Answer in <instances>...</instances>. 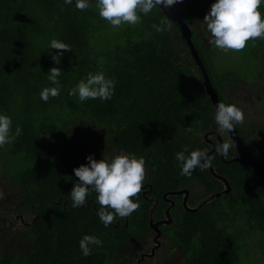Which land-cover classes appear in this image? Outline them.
I'll list each match as a JSON object with an SVG mask.
<instances>
[{
    "label": "trees",
    "instance_id": "1",
    "mask_svg": "<svg viewBox=\"0 0 264 264\" xmlns=\"http://www.w3.org/2000/svg\"><path fill=\"white\" fill-rule=\"evenodd\" d=\"M175 6L190 27L192 42L225 103L231 94L225 85L236 88L237 76L232 81L218 76L213 70L214 46L206 47L207 30L196 9ZM141 15L139 23L122 24L117 31L99 17L94 0L85 10L64 0H0V111L12 117L13 132L17 125L23 129L13 143L0 149V183L7 187L5 198L10 200L0 206L35 219L23 232L32 236L30 241L21 242L20 233L14 236L0 227V264H125V253L134 255L133 246L142 244L148 235L150 220L164 217L159 207L165 205V193L200 187L210 195L222 189V182L207 169L197 168L190 177L180 174L175 153L185 146L189 151L203 148L199 137L219 128L216 109L180 24L158 7ZM162 19L167 21L166 30L158 32L154 25ZM52 39L72 49L64 51L58 65L51 57L61 50L49 48ZM245 50L249 58L261 62L264 39L250 40ZM51 67L63 70V87L60 95L44 102L39 93L52 86L46 74ZM100 71L116 81L112 99L80 102L69 95L89 72ZM74 124L91 141L98 133L100 158L107 149L133 153L146 161L149 174L133 197L139 200V208L130 216H116L108 227L99 218L94 192L84 206H71L69 194L78 181L74 169L83 164L73 141ZM256 134L251 131V136ZM216 166L232 192L199 205L195 212L183 210L178 203L173 247L165 261L244 264V243L260 254L264 264V181L238 161L230 164L218 159ZM195 202L191 200V205ZM85 234L103 241L102 246L93 245L88 256L79 247ZM253 235L258 239L249 247Z\"/></svg>",
    "mask_w": 264,
    "mask_h": 264
},
{
    "label": "clouds",
    "instance_id": "2",
    "mask_svg": "<svg viewBox=\"0 0 264 264\" xmlns=\"http://www.w3.org/2000/svg\"><path fill=\"white\" fill-rule=\"evenodd\" d=\"M73 2L80 10L93 6V0H64L66 5H72ZM178 2L179 0H94L99 17L112 27L125 23L135 25L141 21V14L148 15L158 6L168 8ZM261 5H264V0H214L203 19V24L210 34L209 42L215 48L228 52L243 50L250 40L264 39V13L261 11ZM166 25L167 21L162 19L154 28L158 32H164ZM49 48L61 50L51 57L57 65L61 63L64 51H72L68 43L58 39H52ZM62 72L60 67H51L46 73L52 86L44 87L40 91L39 96L44 102L50 97L60 95L63 87L60 81ZM115 88L116 81L107 77L104 72H89L86 78L80 79L69 91V95L78 97L80 102L89 99L108 101L112 99ZM244 120V110L238 105L217 103L215 122L220 131L232 130ZM12 125V117L0 111V149L22 135V127L17 125L13 132ZM229 148L230 144L224 142L218 145L216 150L227 154ZM175 159L179 164L180 174L189 177L195 169L203 170L212 164V159L206 151L196 149L189 152L187 146L175 153ZM87 161L88 163L74 169L78 181L74 183L69 194L73 208L87 204V197L94 192L96 203L99 205L98 215L105 227H108L116 216H130L139 208V200H134L133 197H136L144 186V157L121 151L111 157L103 156L99 160L94 155H89ZM4 197L5 192L0 189V200ZM93 245L102 246L103 241L90 234L83 235L79 241V247L85 256L92 254Z\"/></svg>",
    "mask_w": 264,
    "mask_h": 264
},
{
    "label": "rangeland",
    "instance_id": "3",
    "mask_svg": "<svg viewBox=\"0 0 264 264\" xmlns=\"http://www.w3.org/2000/svg\"><path fill=\"white\" fill-rule=\"evenodd\" d=\"M212 3H214V0H206L205 3H203L202 0H179L178 2V4L189 5L196 9V13L199 17L201 24L204 26L205 30H206V25L203 24V19L206 13L210 10ZM124 25H127V23L123 24V26ZM114 29L118 31L120 27L119 26L114 27ZM206 34H207V38H206L205 44H206V47L209 48L210 47V42H209L210 34L207 31H206ZM213 51H214L213 60H214V68H215V69L213 68V70L217 72L218 76H221V75L228 76L227 80L235 79V76H237L236 78L237 87L236 88L235 87L233 88L232 85H229L227 83H225L227 85L225 84L224 85L225 87H227V91L232 90L231 92H229L232 94V100L236 101L239 104L240 108L244 110L245 119L247 121L254 120V121L263 123L264 122V58L262 59L261 62L255 59L249 58L248 53L246 52L245 48L240 51L232 50V51L224 52L223 50L213 47ZM184 54L188 56L187 53L184 52ZM251 113L253 115H250ZM71 131L73 132V141L77 145V152L78 154L81 153L83 164L88 163L87 157L89 155H94V157L97 160H99V159H102L103 156L111 157L119 153L113 150L104 149L102 152V158H100L98 151L102 149V145L99 144L100 137L97 132H95L93 136V141H91V139L88 138L86 135H84V133H78L77 124H74L72 126ZM225 138H228V137L225 136ZM199 139H202L203 141L204 137H201ZM256 139H257L256 140L257 143L261 145L262 148L264 149V134L257 136ZM1 168H2V162L0 160V170ZM145 174H149L147 169H146ZM0 182H1V178H0ZM1 188L6 194H8L7 187L3 188V186L0 183V189ZM6 201L10 202L8 198L4 197V199L0 200V203H5ZM175 209L173 211L174 218L172 215L171 216L173 220H175L177 223L178 217L175 216L174 214ZM182 209L184 210V208ZM179 217H181V215ZM33 221H34V218L28 215L27 222H33ZM176 223L172 222L170 225H165V224H162V225L170 226V228L168 229V232L172 233V228L175 226ZM152 229L153 228L151 227V221H150V230L148 232L149 234L148 238H151L152 240L155 239V242L159 241V243L153 249V252L158 251L157 258L159 256L158 261H159V264H161V262L165 261L167 256L170 255L169 251H171V248L173 247V245H172V242H170L171 238L169 241V237L166 234L165 238H163V244L160 247L161 237L154 235V233L152 232ZM244 237L245 235L242 234L241 238H244ZM256 239H258V236L256 235H253L251 237V239L248 241L249 247L251 245H254V242L256 241ZM151 243L153 246V242ZM146 244L148 245V242L145 237V240L143 241V243L140 244V245H143V248L141 249H144ZM140 245L137 244V247H139ZM242 246L244 247V250H243L244 251L243 252V263L244 264H261L262 263L260 254L257 251L252 252L251 247L250 248L245 247L244 243L242 244ZM15 247L16 246L13 245L11 249H14ZM133 248H134L133 250L134 253L139 251V250H135V245L133 246ZM149 262L152 263L151 260H149ZM165 263L171 264L170 262H166V261ZM130 264H135V263H130Z\"/></svg>",
    "mask_w": 264,
    "mask_h": 264
},
{
    "label": "flooded vegetation",
    "instance_id": "4",
    "mask_svg": "<svg viewBox=\"0 0 264 264\" xmlns=\"http://www.w3.org/2000/svg\"><path fill=\"white\" fill-rule=\"evenodd\" d=\"M230 91L231 90H229V92ZM227 100H225L226 104H236L239 106V104L236 101L232 100V94H228ZM250 115H253V114L251 113ZM236 126L240 132V135H241V133H243L242 135L245 136L246 138H248L247 140H244V139L243 140L252 148L255 158L261 163V165L264 169V149L256 141L257 136L264 134V122L261 123V122H257L254 120L247 121L245 119L243 123L238 124ZM253 130L257 131V134L254 137L251 136V131H253ZM225 136H227L228 138H225ZM201 137H204L203 141H202V139H199L200 141H202V145H203V148L201 150L206 151L208 156L211 157V159H212V164L206 169H208V171L210 172V174L213 176L214 179L222 182V189L219 192H215V193H212L210 195H206V192L200 188H197L196 190H194L192 192L190 191L189 188H183V189L178 190V191H170V192L165 193L164 195L165 196L167 195L166 199H165V196L163 195L165 205L161 204V206L159 207V210L162 211L164 217H162L156 221L154 219L150 220V221L154 220L155 224H156V222H159V221H162V222L166 221L168 212L173 216V211H174L175 207L177 208L178 203L181 205L182 208H184L185 211H187L185 206H183L184 201H185V194H180V192H182L184 190L185 191L188 190V194H186L188 207L189 208H196V210L199 207V205H203V204L211 202L214 199V197L218 198L217 197L218 194H221L222 197H225L229 193L232 192V186L230 185V183L226 177H223L218 173L219 170L217 169L216 165L218 163V159L222 160L224 163H230V164L237 162L235 160L239 157V153L236 149L235 143L232 141L227 130L220 131L219 128L217 130L212 131V132H206ZM201 137H199V138H201ZM226 140L230 144V148H229V151L227 152V154H224L223 152H217V150H216L217 146L222 145L224 142H227ZM260 149H262V150H260ZM226 183H228L231 187L229 192H227L228 186ZM171 192H173L172 195L170 194ZM179 197L181 198V201L176 200ZM211 198H213V199L211 201H209ZM147 199L153 200L155 202H159V200L156 197H147ZM193 199L196 202L192 206L191 200H193ZM156 206L157 205H154L152 207L153 210L155 209ZM187 212H189V211H187ZM28 215L32 216L31 214H25V215H19L18 214L17 215L15 212H12L8 209H6V210L1 209V206H0V227L2 228L3 231L10 233L14 236L17 233H20L18 238L21 239V241H29V240H31V236H27L23 232L32 226L35 219L33 222H27ZM173 218H174V216H173ZM173 222L176 223L175 220H173ZM159 228L161 229V232H162L161 240H160V244H161L160 247H161L163 244V238H165L166 234L168 235L169 241H170L171 233L168 232V229L170 228V226L160 225ZM153 229H152V232L154 233V235L157 236V233H156L157 228H153ZM148 235L146 236L148 245L146 244L147 246L145 245L144 249H141V248H143V245L139 244L140 245L139 247H137V245L135 246V248L139 251L134 253V255H127V253H125L126 257H127V260L125 262L126 264H130V263L159 264V261H158L159 256L157 258L158 251L153 252V249L159 243V241L155 242V239L152 240L151 238H148L149 237ZM151 242H153V246H152ZM169 252H171V251H169ZM149 260H151L152 263L149 262ZM161 264H162V262H161Z\"/></svg>",
    "mask_w": 264,
    "mask_h": 264
},
{
    "label": "water",
    "instance_id": "5",
    "mask_svg": "<svg viewBox=\"0 0 264 264\" xmlns=\"http://www.w3.org/2000/svg\"><path fill=\"white\" fill-rule=\"evenodd\" d=\"M158 8L165 14V16L180 24L181 31L183 33L184 38L187 40L189 46H190V53L197 64L198 68L200 69L202 75H203V83L207 92V95L212 102L214 108L216 109L217 103L221 102L220 101V94L217 92L215 89L213 82L211 80V77L209 75V72L207 70L206 65L204 64L198 50L196 49L194 43L192 42V31L188 24L183 20L181 15L179 14L177 8L175 5L170 6L168 8H164L162 6H158ZM232 141L236 145V149L239 153V157L235 160L243 164L244 166H247L248 168L253 169L258 176L260 177L261 180L264 181V169L261 165V163L255 158L254 153L252 148L243 140L242 136L240 135V132L237 128V126L234 127L232 130H227ZM228 186L227 192L230 191L231 187L228 183H226ZM185 191V190H184ZM182 191L180 194H185V201H184V206L187 211L189 212H195L196 208H189L187 205V191ZM171 195L173 192L170 193ZM217 197H221V194H218ZM167 198V195L165 196V199ZM213 198H211L209 201H211ZM173 222V218L171 214L168 212L167 213V218L166 221H159L158 223H154V221H151V227L152 228H157L156 233L158 237H161L162 232L159 228L160 225L165 224V225H170Z\"/></svg>",
    "mask_w": 264,
    "mask_h": 264
}]
</instances>
